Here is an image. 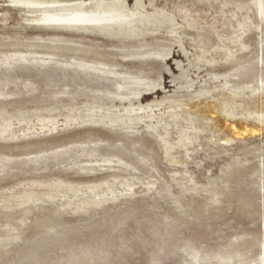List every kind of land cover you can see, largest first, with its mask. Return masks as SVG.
<instances>
[{
    "label": "rangeland",
    "instance_id": "obj_1",
    "mask_svg": "<svg viewBox=\"0 0 264 264\" xmlns=\"http://www.w3.org/2000/svg\"><path fill=\"white\" fill-rule=\"evenodd\" d=\"M9 1L0 0V52L24 50L21 43L42 51L33 40L39 36L81 35L104 48L116 43L28 24ZM140 1L176 25L140 38L170 47L165 60L114 57L160 84L132 101L149 104L138 114L154 117L131 129L64 120V108L82 109L98 95L92 91L115 92L112 76L0 59V127L12 116L0 133V156L10 157L0 170V264H264V20L257 0ZM135 2L126 0L129 8ZM236 35L241 39L231 42ZM96 97L118 109L127 105ZM49 115L55 126L40 122ZM89 140L98 143L78 145ZM82 151L117 156L127 168L98 157L92 171L81 170L83 158L75 156ZM68 186L81 193L70 197ZM92 186L96 196L87 190ZM27 192L34 194L29 201ZM101 193L105 198H97Z\"/></svg>",
    "mask_w": 264,
    "mask_h": 264
},
{
    "label": "bare ground",
    "instance_id": "obj_2",
    "mask_svg": "<svg viewBox=\"0 0 264 264\" xmlns=\"http://www.w3.org/2000/svg\"><path fill=\"white\" fill-rule=\"evenodd\" d=\"M9 3L11 5H13L14 7L19 8L22 13H25L26 15H28V16H25L26 17L25 20H26V22H28V24L30 22L34 25H37V26H40L43 28H50V29H55V30L67 31V32L69 31V32H77V33H87V34L91 33V34L100 35V36H103L106 38H110L111 40L113 39L116 41L115 44L110 43L111 44L110 47L108 46L109 45L108 44V45H106V47L108 46V48H104L101 45H98V43H96V42H91V43L90 42L86 43L85 41L83 42V40H86V38L81 36V35H80V37H76L75 39L71 38V37H65V36H49V37L39 36V37H35L33 40L39 41V43H41V44L36 45V46L43 49L42 51H36L34 49L30 50L28 48L34 47L35 45L34 46L33 45H27V44L25 45V44L21 43V44H17V46L25 48L24 50H13V51H9V52H0V59L4 58L6 65L10 64L9 63L10 60H14L17 62H25V61L26 62H32V63L37 62L38 64L39 63L42 64V62H43V64H46L47 62H53V64L58 68L70 69V70H74L76 72L83 73V74L109 75L118 81L116 83V86H115L116 87L115 92H100V93H98V91H92V92L95 95L98 94L96 96L104 97V98L111 100V102L113 99H119L120 102H126L127 105L124 106V108L118 109L117 107L115 108L113 105L103 104L102 101H100V99H101L100 97H99L100 99H98V97H96V96H93V97L90 96V98H88L89 100L86 99V101H84L82 109L67 108V107L64 108V109H66V113L64 114V120L66 121L67 124L69 122H71L72 120L73 121L80 120L81 123L78 121L79 124L94 123V124H99V125L100 124L106 125L108 127H120L121 129H125V128L131 129L133 126H135V125H133L132 127H130L132 124H134L138 121H143V118H145V117H146V119L148 118L149 120L153 119L154 116L151 115L150 113H148L147 116L145 115V117L138 114V113L142 112V110L150 109L151 106L149 104H147L144 107L141 105L134 106V104H132V101L135 98H138L140 96L142 90L149 92V91L155 90L156 87L160 84L158 83V81L151 80V79L147 78L146 76H143L144 75L143 73H141L142 75L133 74L134 72L132 73V72L128 71L129 69L128 70L125 69L122 66L121 62L117 59L120 62L119 63L114 57L121 59V61H125V60L126 61L127 60H129V61L130 60L141 61V60L148 59V58H155V59H158L161 61L165 60L171 53L170 47H168V46L167 47H164V46L163 47H158V46L153 47L151 45L155 44L154 42L151 45H149V44L145 43L146 42L145 40H144L145 42H143V40H140V38L143 35L146 36V33H148L150 35L155 33L156 31H158L159 27L161 28V26L165 25V24L170 25V27L173 29L176 24L174 23L173 18L169 14H165L164 12H160V11H158V12H156V11H152V12L145 11L144 4H142L140 0H136L133 8H129L127 6L126 0H10ZM256 5H257L258 12L260 14V17L262 18V20H264V0H257ZM23 25H24V23H23ZM242 25H244V24L239 23V27H243ZM166 28H168V27H166ZM54 35H61V34H54ZM72 36H74V35H72ZM137 39L140 41H138V43H136V44L135 43L131 44L130 42L126 43V40H136L137 41ZM240 39H241V36L236 35L234 38L231 37V42H235V41L237 42ZM46 42H49V44L48 45L44 44ZM158 42H161V41H158ZM99 44H101V43H99ZM241 47L243 49L244 48L246 49V46H244V45H242ZM225 50H226L225 51L226 53H224L225 59H229L233 54L230 50H227V49H225ZM131 86H133V89L129 88ZM80 91H81V89H80ZM83 91H84V89H83ZM238 91H237V93H238ZM240 91H241V89H240ZM82 92H80V93H82ZM231 92H233V91H231ZM231 92H230V96H231ZM84 93H86V92H84ZM87 95H88V93H87ZM236 96H239V95L233 94L232 97H236ZM197 97H198V95H197ZM227 97L231 98L228 95H227ZM227 97L225 95V98H227ZM225 98H224V100H225ZM236 98L234 99L235 103H236ZM196 99H195V101H196ZM231 99L232 100H230V99L229 100L233 102V98H231ZM226 101H225V103H227ZM178 102L181 103V101H178ZM160 103H162V102H160ZM155 104H156V102H155ZM221 104H223V103H221ZM122 105H123V103H122ZM157 105H159V104H157ZM233 105H235V104H233ZM168 106H169L168 107V109H169L170 105H168ZM222 106H226V105H222ZM222 106H220V107L223 109ZM233 107L235 108V106H233ZM177 108H175V110ZM225 108L223 109V111L224 110L228 111V110H226L227 108L226 109ZM180 109L178 108L177 111L179 112ZM40 110H42V109H40ZM44 110H45V112H44ZM37 111H39V110H37ZM46 111L49 112L51 110L48 108H46V109L44 108L42 110V113L43 112L46 113ZM223 111H221V113H223ZM54 112H56V111H54ZM228 112H230V111H228ZM232 112H230V113H232ZM37 113H39V112H37ZM42 113L40 111L41 115H42ZM175 113H176V111H175ZM0 114H1V112H0ZM4 114L8 115L6 112ZM170 115H171V113H170ZM37 116H40V115L38 114ZM50 116H52V115H49V117L45 116V118L41 119L40 122L46 120L47 122L49 121L52 126H55V124L53 122L54 121L53 117L51 118ZM260 116H262V115H260ZM5 117H3V120ZM11 117L12 116H10L9 118L11 119ZM228 117H229V115H228ZM0 118H1V115H0ZM9 118H7V119L9 120ZM261 118L262 117H260V119ZM8 120L6 122L4 121L5 123L0 127V133L1 134H4L5 132H7L8 128H10L11 123L9 124L10 120L9 121ZM46 121H45V123H46ZM174 121L176 122V119H174ZM49 122H48V124H49ZM166 122H168V121H166ZM188 122H190V121L188 120ZM42 126H43V128L47 127L46 124H43ZM124 126H125V128H124ZM154 126L150 125L147 127H150L152 130L157 129V128H154ZM189 126L190 125H188V129L190 128V130H191L192 127H189ZM54 128H52V129H54ZM149 129L147 128V130H149ZM185 129H187V127H185ZM196 129H198V128L196 127ZM183 132H184V130L182 131V133ZM152 133H154V131ZM184 133H187V131ZM184 133L181 134V136L184 135ZM154 135H155V133H154ZM157 135H158V133H157ZM159 137H160V135H159ZM163 138H162V140H163ZM181 138L183 140V137H181ZM188 141H189V139H188ZM166 142H168V141H166ZM180 142L178 141L179 145L182 144V143L180 144ZM182 142L184 144V141H182ZM97 143H98L97 140H89V141H85L83 143H80L78 145H94L95 146V145H97ZM166 144H165V146H166ZM185 145H186V142H185ZM182 146H184V145H181L180 147H182ZM173 147H170V148H173ZM169 149L167 147L166 150L169 151ZM95 151H82L75 156V161L80 159V158L81 159L83 158L82 160L79 161L81 163L79 166L81 170H87V171L91 170L92 171L94 169V165H91V163H95L96 160L98 159V157L100 158V161L103 164L110 165L111 163L116 162V163H119L120 165H122L124 167L126 166V168H127L128 164L126 165L122 161L121 158L114 156V155H101ZM114 159H116V160H114ZM9 160H10V157H8V156H0V170L2 167L1 164L3 162L7 163ZM117 166H119V165L117 164ZM124 167H122L121 170H123ZM128 171L130 172L129 169H128ZM123 174H124V172H123ZM126 174H128V173H126ZM58 181H59V182H57L58 187H55L56 185H54L55 189L59 188L62 185V183H61L62 181H60V180H58ZM126 183L123 184V191H125L124 189H126V188H124L125 187L124 185ZM64 184H65V182H64ZM66 185H67V183H66ZM107 186L108 185H106L105 187H107ZM75 187L70 189L68 186V188L70 189V193H72V195L70 194L71 195L70 197H75V196H77L78 193H81L80 190L82 188L81 189L79 188L80 189L79 190L77 188L75 189ZM61 188L62 187H60V189ZM95 188L96 187L92 186V187H89L87 190L89 193H91V194L93 193V195L96 196L99 193L96 194L94 192ZM110 189H111V187H110ZM129 190L127 189L128 192H130ZM57 191H58V189H57ZM108 191L106 192L107 194L110 193ZM111 191H112V189H111ZM52 193L53 192H51V196H54V195H52ZM55 193H56V191H55ZM46 194H48V193H46ZM33 195L34 194L32 192H30V193L27 192L26 195H24V199L29 201L33 197ZM109 195H112V194H109ZM51 196L48 195L49 198ZM98 196H97V198L101 199L103 197V194L100 197H98ZM112 196H110V197H112ZM126 196H127V194H126ZM103 198H105V197H103ZM69 203L71 204V202H69ZM19 204H22V203H19ZM12 239H13V237H12ZM0 240H4V239H0ZM8 241H6V242H8Z\"/></svg>",
    "mask_w": 264,
    "mask_h": 264
}]
</instances>
